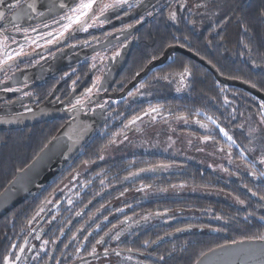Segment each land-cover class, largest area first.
<instances>
[{"label": "trees", "instance_id": "1", "mask_svg": "<svg viewBox=\"0 0 264 264\" xmlns=\"http://www.w3.org/2000/svg\"><path fill=\"white\" fill-rule=\"evenodd\" d=\"M176 25L170 29V43L191 49L224 77L264 93V0H204L199 13L181 16ZM164 34L161 31L162 38H168ZM185 69L186 86L176 95L174 84L165 80L166 74ZM158 71L143 106L129 117L140 116L150 106L168 118L213 121L218 127H212L209 136L223 146L227 142L218 129L236 143L245 144L241 122L256 114L264 102L241 88L219 83L207 68L181 54ZM37 128L7 138L0 135V193L54 133ZM120 129L111 134L99 132L48 183L0 219V264H5L6 257L10 262L24 245L23 239L32 231L28 224L63 180L82 162L96 160ZM232 150L239 154L237 148ZM257 169L253 172L256 175L224 179L200 165L156 153H137L94 165L83 176L74 201L67 205L60 202L59 195L54 199V205L59 206L51 209L50 217L59 216L42 237L41 242H47L45 252L18 264H69L92 246L70 243L69 235L91 232L94 238L111 233L123 220L138 222L140 228L115 242L110 240L109 248L134 256L140 264H195L219 246L264 240V179ZM182 186L190 191L174 190ZM130 193V200H116L120 196L126 199ZM66 228L67 237L60 242ZM33 233L35 237L37 233ZM35 246L37 252L39 244Z\"/></svg>", "mask_w": 264, "mask_h": 264}, {"label": "flooded vegetation", "instance_id": "2", "mask_svg": "<svg viewBox=\"0 0 264 264\" xmlns=\"http://www.w3.org/2000/svg\"><path fill=\"white\" fill-rule=\"evenodd\" d=\"M203 1L128 0L101 15L100 7L115 4L116 0H97L86 18L85 26L91 27L85 31L73 25L63 36H58L62 25L67 23L62 17L70 15L69 9L80 0H21L20 6H14L16 0H3L0 3V12L4 13L0 18V61L7 62L0 63V135L7 138L15 132L38 127L46 134L54 132L49 143L63 127L98 122L61 171L99 132L111 134L123 126L126 131L135 119L129 115L143 106L158 69L180 53L172 52L163 64L149 69L124 93L125 88L151 62L161 58L168 47L174 46L170 43V29L181 16L199 13ZM32 3L35 12L27 9V4ZM92 16L98 19L93 21ZM161 31L168 38L163 39ZM21 52L22 55H17ZM8 54L13 58L7 59ZM118 114L119 118H113ZM42 223L40 220L36 228L37 234L43 232L39 240L55 221ZM67 230L61 234L60 242ZM74 233L70 243L95 248L107 245L110 234L104 232L96 241L91 232ZM81 263V258L74 257L69 264Z\"/></svg>", "mask_w": 264, "mask_h": 264}, {"label": "rangeland", "instance_id": "3", "mask_svg": "<svg viewBox=\"0 0 264 264\" xmlns=\"http://www.w3.org/2000/svg\"><path fill=\"white\" fill-rule=\"evenodd\" d=\"M189 51L193 52L191 49ZM166 75L168 77V79H165L166 82L174 84L175 89L173 91L177 93H175L176 95L180 94L183 86H186L188 71L185 69L182 73H175L174 70H169V73ZM146 109L138 116L139 119L134 117L135 123H129V129L125 131L126 126L121 127V129L119 128V132L108 142V145L101 151L96 160L92 163L82 162L77 169L73 172L71 171L72 173L63 180L52 196L39 207L38 212L28 224V228L32 231L23 239L24 245L20 246V250L13 253L10 262L8 260L9 264H18L19 261L23 260L28 246L31 244L36 245V241L32 242L34 239V233L32 234V232L35 231L37 233L38 229L36 230V228H38L37 225L40 220L43 223L45 222V225L57 220L59 215H51L50 217V213L52 212L51 209L58 208L59 206V203L54 205V199L58 195L61 203L65 201L69 205L70 200L74 201L76 198L75 192L81 186L83 176L94 165L127 158L137 153H156L172 156L186 164L200 165L224 179L236 178V175L246 173L256 175L253 173L256 167L258 168L256 171L261 170V175L264 179V162H262L264 161V107L261 106V109L256 114H252L241 122L240 129L244 131L246 138L244 145L236 143L231 136L225 135V131L222 132L221 129L217 128L218 132L220 131V136L227 142L226 146H223L209 136L214 131L213 128L218 127L213 121L208 120L207 123H204L183 117L168 118L159 111H152L153 108L151 109L150 106H147ZM113 118H119V114ZM132 128H136L137 130L135 131ZM39 129L37 128V130ZM233 148H237L239 154L236 155L232 150ZM137 175L138 172L132 174V177L136 178ZM177 188L175 187L174 190H180L179 193L190 191V189H186L184 186L179 189ZM159 192L163 193L160 190ZM191 192L194 191L191 190ZM132 196L133 193H130L128 198L126 197L125 199V197L120 196L116 200H130ZM67 205L66 207H68ZM138 224V222L133 223L132 220L119 222L118 226L108 235L109 239L106 240L107 245L93 249L91 247L88 252L79 256L82 259L81 264H140L135 261L137 258L134 256H126L122 252L119 253V251L109 252V249L112 250L113 248H109L110 245L108 244L111 239L113 240L114 238L115 241L122 239L131 231L140 228ZM56 226L57 228L59 227L57 224ZM72 236H68V241L71 240ZM40 241L38 242L40 243L38 251L34 252V249L30 257L34 258L38 254L45 252L46 243L45 241ZM21 248H23V252H21ZM104 251L107 253H102ZM17 256H19L18 260Z\"/></svg>", "mask_w": 264, "mask_h": 264}, {"label": "water", "instance_id": "4", "mask_svg": "<svg viewBox=\"0 0 264 264\" xmlns=\"http://www.w3.org/2000/svg\"><path fill=\"white\" fill-rule=\"evenodd\" d=\"M172 52L185 55L203 65L219 83L241 88L264 102V93L243 81L222 76L211 63L180 46L168 47L161 58L151 62L142 73L127 85L124 93L144 77L149 69L163 64ZM97 124L98 122L95 121L92 125L84 123L63 127L31 163L23 170L18 171L0 193V219L57 175L61 167L71 159V156L89 138L90 134L96 129ZM42 233L40 232L36 236V242L39 241ZM34 249L35 244L28 247L23 262H28ZM195 264H264V240H245L219 246L203 254Z\"/></svg>", "mask_w": 264, "mask_h": 264}, {"label": "snow or ice", "instance_id": "5", "mask_svg": "<svg viewBox=\"0 0 264 264\" xmlns=\"http://www.w3.org/2000/svg\"><path fill=\"white\" fill-rule=\"evenodd\" d=\"M0 3H3V0H0ZM128 3V0H116L115 4H104L102 7H100V14L103 15L104 12L110 8V7H116V6H120L123 4ZM21 4V0H16L15 5L14 6H20ZM94 5H97V0H80V2L75 6L69 9V12L71 13L70 15H65L64 17H62V19L66 20L67 23L62 25L61 30L58 32V36H63L65 32H68L73 25H79L82 30H87V27H91L92 25H86V18L89 17V13L92 12ZM61 7H67V5L65 4H61ZM129 7H131V5H129ZM27 9H31L33 12L36 11L35 9V4H27ZM27 9H22V11H26ZM40 15H43V13H39ZM4 13L0 12V18H3ZM19 15V13H18ZM174 18V16H173ZM91 19L93 21H95L96 19H98V17L96 16H92ZM58 23V21L56 22ZM45 27H47V25H45ZM49 35H51V33H49ZM56 37H54L55 39ZM51 42V41H49ZM23 53H17V55H22ZM12 55L8 54L7 55V59H12ZM7 61H0V63H6ZM89 92H91V89L88 90ZM264 107V106H262ZM152 111H157V109H152ZM136 119H139V117H137ZM211 119V118H209ZM130 123H135V120L130 121ZM221 131L223 132V129H221ZM225 135H227V133H225ZM229 139H231V137H229ZM264 162V161H262ZM261 219H264V217H262ZM264 238V237H262ZM47 243V242H45ZM21 252H23V248H21ZM19 259V256H17V260ZM5 264H9L8 262V258H5Z\"/></svg>", "mask_w": 264, "mask_h": 264}]
</instances>
